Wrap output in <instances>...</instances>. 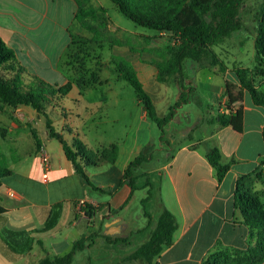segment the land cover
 Wrapping results in <instances>:
<instances>
[{
    "label": "crops",
    "instance_id": "0c3cea01",
    "mask_svg": "<svg viewBox=\"0 0 264 264\" xmlns=\"http://www.w3.org/2000/svg\"><path fill=\"white\" fill-rule=\"evenodd\" d=\"M79 1L86 7H103L105 11H97V17L106 16L107 22L111 21L104 1ZM78 2L0 0V37L13 50L17 62L25 68L26 73L56 86L71 82L70 90L64 96L56 98L61 102L59 106L62 108L60 129L55 128L49 117L37 113L28 105L20 104L15 108L4 107L0 110V159L4 155H11V151H24V155H14L10 164L2 160L10 173L0 176V206L3 207L0 215V253L10 261H17L27 255L37 263L46 254H61L63 249L71 247L82 235L86 237L83 248H89L94 243L90 238L95 234L99 223L105 227L104 234L99 235L105 246L111 248L118 242L129 244L131 235L140 231V228H130L122 232L113 221L115 213L123 208L130 193V186L122 179L123 170L151 143L149 122L136 97L133 123L123 138L106 139L101 132L96 131L94 119L97 113L93 112L94 108L110 103L114 106L121 105L124 110L123 105L127 102L116 83L108 79L106 68L109 63L104 61L101 67L95 65L101 54L97 47L89 48L88 45L97 36L95 32H98L96 27L91 28L89 24L97 21V18L88 16L85 18L88 26L82 24L76 18ZM143 65L150 66V69L143 70V74L149 81L150 77L154 79L150 85L160 92L161 87L157 85L159 81L155 78L156 68L147 61ZM113 67L117 78H122L115 65ZM99 72H103L104 76H99ZM92 73L96 74V80L92 79ZM28 75L24 76L25 81H28ZM102 89L104 90L101 91ZM69 101L75 107H65ZM227 103L231 111L236 113L238 102H232L228 98ZM253 110L256 111L255 115L261 117L259 130L262 132L264 111L250 102L243 104L240 110V129L230 124H218V127L205 136L206 140L217 138L212 145L219 147L222 157L225 155L229 160L234 157L243 159L238 154L240 140H234L232 136L235 133L241 136L244 134L245 113ZM45 111L47 113V108ZM85 115H88L85 119L90 121H82L81 118ZM47 119L68 143L76 136L87 149L89 139L97 142L99 146H95L93 151L112 143L117 145L114 162L102 161L97 165L84 167L91 181L103 189L95 190L107 193V198L101 199L89 191L90 186L85 178L75 171L73 164L65 156L62 144L49 135ZM31 129L35 130L40 140L39 147L36 146ZM232 139L234 143H229L228 150L227 142ZM200 144L198 139L185 141L174 151L171 150L169 158L158 166L171 188L175 208L169 210L175 215L178 225L171 243L161 250L152 264H203L216 252L244 250L254 243L235 202L236 181L241 174L235 169L237 162L218 181L214 167L205 157L208 146L201 149ZM41 149L48 154L50 160V167L46 171L40 160ZM151 158L149 155L145 162L134 169V176L149 172L151 167L148 162ZM227 179L228 183L224 185ZM4 187L11 189L14 195L2 192ZM79 199H84L92 206L91 210L86 207V213L81 216L76 212V202ZM52 213L57 214L56 222L51 227L44 228ZM69 220L70 228L75 230L71 235L68 232L70 228L65 224ZM121 234L123 235L120 236ZM36 244L43 252L39 257L36 256ZM130 253L119 255L112 264L124 261L144 264L141 260L130 259ZM259 264H264V260Z\"/></svg>",
    "mask_w": 264,
    "mask_h": 264
},
{
    "label": "trees",
    "instance_id": "16d2710c",
    "mask_svg": "<svg viewBox=\"0 0 264 264\" xmlns=\"http://www.w3.org/2000/svg\"><path fill=\"white\" fill-rule=\"evenodd\" d=\"M111 1L123 15L134 23L154 31L169 33L165 45L168 56L162 60L150 59L147 63L156 68L155 78L157 81L166 83L176 81L179 86L176 105L179 101H187L188 93L191 90L178 79L182 73L184 61L189 59L194 66L208 69L217 67L220 71H225L227 66L214 46L223 43L234 32L247 29L249 23L252 22L251 26L255 31L254 63L251 67L234 66L232 71L239 86L249 93L251 102L264 109V89L260 86L261 83H264V0H256L255 6L246 5V0ZM78 3L76 18L82 24L86 25L85 18L88 16L97 18L101 24H104L102 19L107 21L106 16L97 17V11H105L103 7H86L80 1ZM249 13L251 17L250 22L247 23L245 15ZM95 34L99 35L98 32ZM102 39L100 40L102 41ZM114 65L119 75L135 90L147 117L154 120L161 132H164L163 125L172 119L175 109L170 107L166 114L158 116L152 96L143 87L132 62L118 57L114 59ZM25 75H28L25 68L17 62L13 50L0 37V110H3L4 107L15 108L17 105L23 104L31 106L37 113L47 117L45 110L52 104V99L64 96L71 88L70 81L56 86L36 75H28L29 79L25 81ZM92 79H97L95 73H92ZM239 116L240 110H237L236 113L231 112L230 116L218 113L209 121L218 122L222 126L230 124L234 128L240 129ZM11 118L16 121L14 117L11 116ZM46 127L49 135L55 137L62 144L64 154L73 164L75 171L85 178L91 188L102 191L101 187L91 181L84 167L97 165L102 161L114 162L117 157V145L112 143L101 150L91 152L76 136L71 139V143H68L60 133L54 130L48 119ZM31 132L36 146L39 147L40 140L35 130L31 129ZM262 138L264 141V128ZM148 147L149 144L123 170L122 179L130 186L129 194L136 188L134 169L148 159ZM205 157L214 167L218 181L222 180L231 165L236 162L234 158L223 162L220 149L216 145H208ZM261 164H264V161H261ZM9 173L10 169L0 159V176ZM254 176L258 180H264L262 166L254 171ZM254 183L255 180L250 173L239 175L235 188L236 205L240 208L243 223L249 228V234L251 239H254V243L244 250L216 252L203 264H259L264 260V202L259 197V194L263 192L254 191ZM145 184L147 185L148 181ZM86 207L88 210L92 208L88 203H86ZM2 212L3 207L0 206V215ZM52 214L44 228H49L56 222L57 214ZM177 225L175 215L169 209L163 208L156 218L149 238L139 244L130 253L129 258L141 260L144 264H152L161 250L171 243ZM85 239L86 237L82 235L73 243L68 252L46 254L38 260L37 264L71 263L74 251L83 248Z\"/></svg>",
    "mask_w": 264,
    "mask_h": 264
},
{
    "label": "rangeland",
    "instance_id": "374dc122",
    "mask_svg": "<svg viewBox=\"0 0 264 264\" xmlns=\"http://www.w3.org/2000/svg\"><path fill=\"white\" fill-rule=\"evenodd\" d=\"M102 1L107 5V12L111 21L107 22L102 19L104 24H101L99 20L89 24L91 28H97L99 35L95 36L88 46L89 48L97 47L101 54L95 65L101 67L104 61L109 63V67L106 68L108 79L114 81L117 89L123 92L127 104L123 105L124 110L121 109V105L114 106L110 103L100 106V108H97L98 110L94 108L93 112L97 113L94 119L97 124L95 127L96 131L101 132L106 139L112 138L110 140H116L117 138H123L129 126L133 123L137 94L129 82L123 78H117L113 65L114 59L118 57L132 62L140 81L144 84L143 87L152 96L158 116L166 114L170 107H173L175 112L172 119L163 125L164 132H161L154 120L147 117L151 142L149 143L148 152L152 157L148 162V166L151 168L148 173L135 176L136 188L127 196L123 208H120L121 210L118 209L119 211L117 210L119 213L114 215L115 221H113V224L121 228L122 232L130 228H140V231L131 235L128 241L130 242L129 244L118 242L111 248L105 246L102 236L99 235L105 232L104 224L100 225L99 223V226L95 229L96 235L93 234L90 238L94 240V243L89 248L76 249L69 264H112L117 260L116 257L132 252L139 243L146 241L150 236L159 212L163 208H175V201L168 180L161 169H158V166L169 158L171 150L174 151L185 141L198 139L201 141V149L216 142L217 138L206 140L205 136L210 134L216 126L218 127V122H210L212 117L218 113L230 116L232 111L227 103L228 98L232 102H238V107L236 108L238 111L242 109L243 104L251 102L249 93L238 85L237 78L232 71L234 66L251 67L254 63L255 31L251 26L252 22L249 20L251 17L250 13L245 15L247 23L250 22L247 29L244 28L234 32L223 43L214 46V49L227 66L225 71H220L217 67L208 69L194 66L189 59L184 61L182 73L178 76V79L191 90L188 93V100L179 101L176 105L179 95V86L176 81L168 83L158 82L157 85L161 87L159 92L158 89H155V86L152 87L150 85L154 79L150 77L151 81H149L148 77L146 78L143 74L144 69H150V66L143 65V63L150 59L162 60L168 56L165 45L169 38V33L142 27L123 15L111 0ZM247 4L255 6L256 0H246ZM104 37L105 39H102ZM85 45L87 46V44ZM99 76L103 77V72H99ZM260 86L264 89V83H261ZM158 93L163 95L161 96ZM60 103L58 99L54 98L52 99V104L47 106V117L58 129L61 128L59 120L62 108L59 106ZM70 106L75 107V104L70 101L65 104L67 108ZM257 109L264 111L259 106H257ZM255 112L253 110L245 113L246 125L244 126V134L241 136L239 133H235L232 136L234 140L235 138L240 140L238 154L243 156V159H235L237 162L235 169L241 172L240 176L250 173L253 180H255L253 190L264 193V180H258L254 176V171H257L262 166L259 163L264 161V141L262 132L259 130L261 117L255 115ZM87 116L85 115L81 118L82 121H87L85 119ZM0 125H2V122H0ZM63 132L65 135L67 134L65 130ZM233 139L227 142L228 150L230 148L229 143H234ZM88 145V149L91 152L95 150V146H99L93 139H89ZM256 154L257 156L255 157ZM14 155H24V151H11V155H4L2 160L10 164ZM228 160L227 156L223 155L222 161L228 162ZM262 167L264 173V166ZM137 170L141 171L140 168ZM147 181L148 184L146 185L145 182ZM226 183H228V179L224 185ZM89 191L101 199L108 197L107 193L98 192L91 187H89ZM263 193L259 194L262 202H264ZM70 220L65 223L69 228ZM68 232L71 235L74 234L75 230L70 228ZM36 246L37 248L35 249L38 252L36 256L39 257V254H43V252L38 244ZM71 247L63 249L61 254L68 252ZM24 257L17 261H10L0 253V264H37L34 258L29 259L27 255ZM119 264L136 263L124 261Z\"/></svg>",
    "mask_w": 264,
    "mask_h": 264
},
{
    "label": "built area",
    "instance_id": "2783aa9c",
    "mask_svg": "<svg viewBox=\"0 0 264 264\" xmlns=\"http://www.w3.org/2000/svg\"><path fill=\"white\" fill-rule=\"evenodd\" d=\"M40 160H41V163H42V166H43V169L46 171L49 169L50 167V160H49V156L48 154L41 149V154H40ZM2 192L8 194V195H14V192L7 188V187H4L2 189ZM85 208H86V201L84 199H79L77 200L76 202V212L78 215H84L86 212H85Z\"/></svg>",
    "mask_w": 264,
    "mask_h": 264
}]
</instances>
